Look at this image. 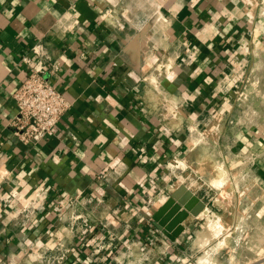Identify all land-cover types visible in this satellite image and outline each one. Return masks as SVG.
<instances>
[{
  "label": "crops",
  "instance_id": "crops-1",
  "mask_svg": "<svg viewBox=\"0 0 264 264\" xmlns=\"http://www.w3.org/2000/svg\"><path fill=\"white\" fill-rule=\"evenodd\" d=\"M189 1L0 0V264H185L203 211L174 241L152 214L179 184L207 209L218 181L217 215L264 252V0ZM36 43L71 107L25 144L12 93Z\"/></svg>",
  "mask_w": 264,
  "mask_h": 264
},
{
  "label": "built area",
  "instance_id": "built-area-1",
  "mask_svg": "<svg viewBox=\"0 0 264 264\" xmlns=\"http://www.w3.org/2000/svg\"><path fill=\"white\" fill-rule=\"evenodd\" d=\"M198 1L190 0L189 3L194 6ZM21 60L26 65L27 72L12 93L17 112L11 120V125L14 135L21 142L32 144L57 132L58 122L70 109L71 102L47 78L46 75L56 73L58 65L51 61L41 43L34 44L31 54L23 55ZM172 164L182 169L188 167L178 159H174ZM22 212V225H26L35 214L34 202L31 199L23 204ZM71 218L74 220L75 216Z\"/></svg>",
  "mask_w": 264,
  "mask_h": 264
},
{
  "label": "rangeland",
  "instance_id": "rangeland-1",
  "mask_svg": "<svg viewBox=\"0 0 264 264\" xmlns=\"http://www.w3.org/2000/svg\"><path fill=\"white\" fill-rule=\"evenodd\" d=\"M215 185H222V182H215V184L210 187L208 198H210L211 201L208 208H205L206 210L202 212L205 217L200 220L203 233L208 236V241L205 246L198 248L199 250L195 252L193 258L189 259L185 264H227L229 256L227 254L223 255L222 252L217 253L220 246L224 247L225 242L227 245L230 244V246H233L234 251H236L234 252L235 258L230 264L259 263L264 259V252L258 251L256 248L257 251H252L251 255H249L250 253L248 250L249 234H252L253 224H250L244 215H240L238 212H236V215H217V213L222 212L225 206L221 204L218 205V203L215 204L213 201V198L215 199ZM242 209L243 205H241L240 208L237 206L238 211ZM218 242L219 245L217 249L215 245Z\"/></svg>",
  "mask_w": 264,
  "mask_h": 264
},
{
  "label": "water",
  "instance_id": "water-1",
  "mask_svg": "<svg viewBox=\"0 0 264 264\" xmlns=\"http://www.w3.org/2000/svg\"><path fill=\"white\" fill-rule=\"evenodd\" d=\"M206 203L185 184H179L152 214L153 225L174 241L184 229L183 220L197 216Z\"/></svg>",
  "mask_w": 264,
  "mask_h": 264
},
{
  "label": "bare ground",
  "instance_id": "bare-ground-1",
  "mask_svg": "<svg viewBox=\"0 0 264 264\" xmlns=\"http://www.w3.org/2000/svg\"><path fill=\"white\" fill-rule=\"evenodd\" d=\"M144 37V36H143ZM143 41V40H142ZM142 45V42H141V44H140V46ZM217 233H221V232H217ZM217 236V235H216ZM221 242V241H220ZM221 243H223V242H221ZM221 247V246H220Z\"/></svg>",
  "mask_w": 264,
  "mask_h": 264
}]
</instances>
